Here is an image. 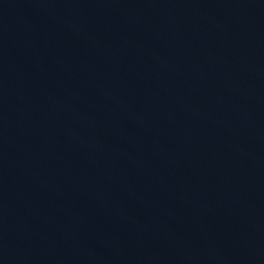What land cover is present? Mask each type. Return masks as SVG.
I'll list each match as a JSON object with an SVG mask.
<instances>
[{
  "label": "water",
  "instance_id": "1",
  "mask_svg": "<svg viewBox=\"0 0 264 264\" xmlns=\"http://www.w3.org/2000/svg\"><path fill=\"white\" fill-rule=\"evenodd\" d=\"M0 264H264V0H0Z\"/></svg>",
  "mask_w": 264,
  "mask_h": 264
}]
</instances>
